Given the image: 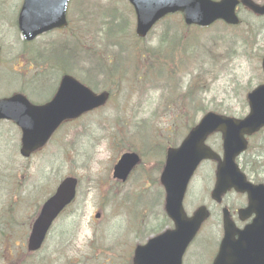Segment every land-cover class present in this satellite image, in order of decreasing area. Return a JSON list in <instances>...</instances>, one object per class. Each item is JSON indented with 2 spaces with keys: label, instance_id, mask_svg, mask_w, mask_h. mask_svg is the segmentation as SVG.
Returning <instances> with one entry per match:
<instances>
[{
  "label": "rangeland",
  "instance_id": "374dc122",
  "mask_svg": "<svg viewBox=\"0 0 264 264\" xmlns=\"http://www.w3.org/2000/svg\"><path fill=\"white\" fill-rule=\"evenodd\" d=\"M23 1L0 0V98L17 91H23L36 103L50 98L57 87L58 77L63 74L56 73L59 70L47 71L50 68L35 73L30 65L26 68L24 59L32 58L30 48L61 59L59 50L51 52L49 48L62 45L58 48L72 50L71 45H66L72 42L80 49L78 56L70 59L71 66L66 68V73L86 81L92 75V86L97 90L112 88L114 91L113 99L104 109L63 127L60 137L58 133L52 142L55 144L29 163H24L19 155V132L11 124L0 123V221L3 222L0 225V264H129L132 245L144 244L155 231L159 233L163 229L165 214L163 202L162 211L161 207L156 211L145 209L143 215L133 210L137 203L132 198L130 205L127 202L131 192L144 191L147 185L154 184L151 173L159 168V163L151 150L140 149L145 159L126 185L112 186L109 182L119 152L122 155L139 149L136 139L145 146L152 145L153 140L156 145L158 141L161 147L175 144L178 130L194 125L204 112L218 111L238 118L246 116L249 112L247 94L264 83L261 61L258 60L262 59L258 51L264 53V18H255L241 9V30L235 38L233 31L239 29L222 22H217L209 30L187 33L182 18L174 16L158 25L147 41L136 44L128 36L118 38L117 42H111L104 34L95 36L97 28L101 32L102 24L95 25L93 19L80 14L73 16L68 32L42 36L32 43V48V45L22 46L24 42L17 30ZM103 1H110L107 5L116 11L113 17L115 26L121 24L118 20H129L128 14L133 10L125 3L120 0ZM118 1L125 9L118 5ZM256 1L264 4V0ZM80 6L81 0H77L71 8ZM103 11L108 13L107 9ZM130 21L132 29L135 28L134 13ZM179 23L185 32L179 29ZM122 28L128 32L130 23H124ZM193 33L200 35H197L195 44L194 51H199L196 54L189 46ZM98 36L100 42L96 41ZM172 37L176 47L170 48L169 56L181 46L183 57L177 54L169 61L168 72L149 74L145 70L146 60L142 58L161 54L162 50L171 46ZM93 54L108 61L109 66L105 68L108 71L124 67L121 71L128 74V81L117 85L109 74L92 72V63L86 57ZM96 69L94 66L93 71ZM180 109L182 114H179ZM181 117L188 118L187 122L180 121ZM145 122L152 125L157 140L147 124L134 139L133 132ZM122 128L126 132L124 137H121L122 132L121 136L117 135ZM123 138L129 140L124 142ZM183 139L178 141L177 146ZM252 144L250 155L264 162V154H259L264 145L263 135L256 137ZM209 145L220 152L222 141L219 136H214ZM154 154L162 160L160 152L155 151ZM214 170L213 164H206L200 169L185 202L189 215L200 205H207L212 211L211 219L190 248L188 254L191 257L187 264H208L218 246V239L222 237L221 208L210 200L215 182ZM67 176H75L80 181L77 201L58 220L44 248L29 259L32 256L27 255V237L15 241L4 236L15 234L16 240L24 238L27 224L32 223L41 202L49 195L42 187L47 188L51 182H60ZM34 178L42 187L37 186L28 194L26 184L31 185ZM25 194L28 197H23ZM156 200L157 195H153L148 205L154 208ZM230 204L231 197L226 198L224 205L228 207ZM99 210L102 211V218L98 222L94 216ZM169 225L166 221V227ZM194 254H200L205 259L195 260Z\"/></svg>",
  "mask_w": 264,
  "mask_h": 264
},
{
  "label": "water",
  "instance_id": "95a60500",
  "mask_svg": "<svg viewBox=\"0 0 264 264\" xmlns=\"http://www.w3.org/2000/svg\"><path fill=\"white\" fill-rule=\"evenodd\" d=\"M138 14L139 36L144 37L153 24L167 13L182 11L188 24L209 25L217 19H225L228 23L237 24L234 15L237 5L235 0H223L215 4L209 0H159L157 6H148L132 0ZM68 0L57 3L55 0H26L20 17V27L27 38L57 27L66 26V6ZM243 3L256 13L264 14V7H259L249 0ZM264 67V64H263ZM107 94L95 96L78 84L73 78L65 77L55 100L45 107L35 108L21 96L0 102V119L15 120L23 127L24 144L27 150H33L50 137L57 126L65 119L76 118L83 112L105 104ZM251 113L245 120H236L215 114H208L201 124L192 131L179 150L170 151L167 168L163 174V183L167 192L166 211L175 222L176 230L167 232L162 237L152 240L144 248L136 251L135 264H180L181 256L187 245L195 236L208 214L203 209L194 218L189 219L182 209V200L187 184L197 166L203 159L219 162V181L214 192L218 198L228 186L238 190H249L245 178L239 174L235 158L246 147L245 134H252L264 126V86H260L248 96ZM37 130V131H34ZM220 131L225 144L224 160L205 146L207 137ZM24 154L30 151L23 150ZM139 162L135 155L127 154L115 167V177L125 180L134 166ZM169 165V166H168ZM77 181L66 179L59 187L56 195L43 208L30 239L29 250L38 249L52 221L75 197ZM256 235H264V217L260 220ZM225 239L223 240L218 260L215 264H230L231 254L246 256L254 253V246L248 244L239 251H233L231 245L232 225L225 217ZM249 230L244 232L247 236ZM249 259L245 261L248 263Z\"/></svg>",
  "mask_w": 264,
  "mask_h": 264
},
{
  "label": "flooded vegetation",
  "instance_id": "af4514ba",
  "mask_svg": "<svg viewBox=\"0 0 264 264\" xmlns=\"http://www.w3.org/2000/svg\"><path fill=\"white\" fill-rule=\"evenodd\" d=\"M240 163L241 165L245 166L248 168V172H249V176H250V179L255 182L258 181L257 179L259 177H261V172L264 171V167L262 168H259L257 167V165H255V163H252V161H250V159L246 158V157H242L240 159ZM250 168L253 170V172L250 170ZM244 198V204H242L238 209L236 210H233L231 212V216H232V219L234 220L236 226L239 228V229H243L248 223V222H243L241 220V217L239 216V210L242 209V208H245L247 206V197L246 196H241Z\"/></svg>",
  "mask_w": 264,
  "mask_h": 264
},
{
  "label": "trees",
  "instance_id": "16d2710c",
  "mask_svg": "<svg viewBox=\"0 0 264 264\" xmlns=\"http://www.w3.org/2000/svg\"><path fill=\"white\" fill-rule=\"evenodd\" d=\"M117 22H120V21H117ZM110 28H109V35H108V38L111 39L113 42H117L118 41V38L121 36L122 37V23L118 26H115V22L113 20H111L110 22ZM125 31L123 30V33ZM99 59V66L103 68V60L101 58H98ZM111 71H116L115 69L114 70H111ZM112 75H113V72H112Z\"/></svg>",
  "mask_w": 264,
  "mask_h": 264
}]
</instances>
